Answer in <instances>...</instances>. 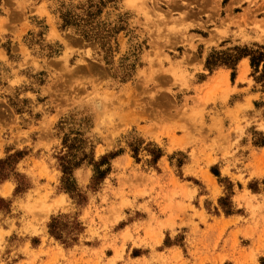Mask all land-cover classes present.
Here are the masks:
<instances>
[{"label": "rangeland", "instance_id": "obj_1", "mask_svg": "<svg viewBox=\"0 0 264 264\" xmlns=\"http://www.w3.org/2000/svg\"><path fill=\"white\" fill-rule=\"evenodd\" d=\"M248 153L264 0H0V264H202L174 228L264 212Z\"/></svg>", "mask_w": 264, "mask_h": 264}, {"label": "crops", "instance_id": "obj_2", "mask_svg": "<svg viewBox=\"0 0 264 264\" xmlns=\"http://www.w3.org/2000/svg\"><path fill=\"white\" fill-rule=\"evenodd\" d=\"M248 155L252 157L249 156L247 158V161H250L247 164H236L234 161L231 162V159H228L229 173L236 177L235 179L240 175L244 180L264 175V173L260 175V172L263 171V165L253 162L254 153H248ZM225 165L226 163L223 161L221 168H218V170H223ZM251 172L256 173L250 175ZM245 192L243 189H240L232 194L231 199L234 201L236 209L234 212L225 214L222 211H214L212 205L211 211H205L204 214L200 213L202 218L204 217V220L198 221L197 225L195 224L194 226L192 223H188L174 228L175 233L182 231L186 235L184 247H186L190 256L193 255L192 253L197 247L202 246V250H213V253L205 256V260L210 258L215 259L211 264H220L219 261L222 258H226V262H231V259H233L234 262L231 264H262L260 263L261 261L259 262V259L260 257H264V212L259 214V216H254L250 210L244 207V202L236 205L234 200L236 198L243 197L244 199L248 195L258 196V192L248 191V194ZM191 204L189 202V205ZM187 215L188 220H190V216L194 214L188 211ZM192 220L196 222V219ZM175 222L178 225L180 223L179 220ZM197 234L201 236V239L198 240L203 244L198 243V240L193 238V235ZM173 248L177 247L174 246ZM205 260H202V264H206Z\"/></svg>", "mask_w": 264, "mask_h": 264}, {"label": "bare ground", "instance_id": "obj_3", "mask_svg": "<svg viewBox=\"0 0 264 264\" xmlns=\"http://www.w3.org/2000/svg\"><path fill=\"white\" fill-rule=\"evenodd\" d=\"M220 78L222 79V77H221V76H220ZM208 91H209V89H208ZM177 142H178V141H177ZM172 143H173V142H172ZM172 143H171V144H172ZM177 144H178V143H177ZM173 145H174V144H173Z\"/></svg>", "mask_w": 264, "mask_h": 264}, {"label": "trees", "instance_id": "obj_4", "mask_svg": "<svg viewBox=\"0 0 264 264\" xmlns=\"http://www.w3.org/2000/svg\"><path fill=\"white\" fill-rule=\"evenodd\" d=\"M254 64H255V63L252 61V65H254ZM101 176H102V175H101ZM101 176H100V177H101Z\"/></svg>", "mask_w": 264, "mask_h": 264}]
</instances>
